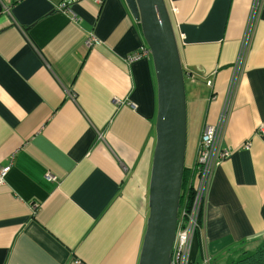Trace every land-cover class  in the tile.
<instances>
[{
    "label": "crops",
    "instance_id": "1",
    "mask_svg": "<svg viewBox=\"0 0 264 264\" xmlns=\"http://www.w3.org/2000/svg\"><path fill=\"white\" fill-rule=\"evenodd\" d=\"M255 1L165 0L186 71L191 172ZM252 30L222 144L230 156L215 169L199 231L216 264L264 239V0ZM90 36L99 44L87 47ZM144 46L125 0H0V166L12 165L0 186V264L129 263L156 147L153 59L129 61Z\"/></svg>",
    "mask_w": 264,
    "mask_h": 264
},
{
    "label": "water",
    "instance_id": "2",
    "mask_svg": "<svg viewBox=\"0 0 264 264\" xmlns=\"http://www.w3.org/2000/svg\"><path fill=\"white\" fill-rule=\"evenodd\" d=\"M153 59L158 84L149 216L139 264H172L183 194L188 108L183 68L165 0H125Z\"/></svg>",
    "mask_w": 264,
    "mask_h": 264
},
{
    "label": "built area",
    "instance_id": "3",
    "mask_svg": "<svg viewBox=\"0 0 264 264\" xmlns=\"http://www.w3.org/2000/svg\"><path fill=\"white\" fill-rule=\"evenodd\" d=\"M261 1L262 0H256L254 3L251 20L241 45L240 53L229 85L228 95L221 111L219 121L214 126H207L201 136L196 166L192 171V183L196 191L194 206L190 213L185 209L182 211V214L180 212L177 238L173 249L172 264H190L194 238L199 229V210L206 204L215 169L219 167L223 160L230 156V152L224 150L222 144L232 113L233 100L240 83L243 62L250 49L252 28L258 15ZM59 9L63 13L68 12L65 4L61 5ZM71 19L77 21L76 16L73 14ZM95 44H99V41L94 36H90L86 41L87 47L94 46ZM147 56H151V54L146 45L137 53L131 55L129 61L134 62ZM208 84L209 86L212 85L211 83ZM246 146L248 147L249 144ZM11 168L12 165L0 166V186L5 184L6 177L10 173ZM204 261L206 264H209L210 259L205 256Z\"/></svg>",
    "mask_w": 264,
    "mask_h": 264
},
{
    "label": "trees",
    "instance_id": "4",
    "mask_svg": "<svg viewBox=\"0 0 264 264\" xmlns=\"http://www.w3.org/2000/svg\"><path fill=\"white\" fill-rule=\"evenodd\" d=\"M186 75V71H185ZM195 196H196V191L195 187L193 186L192 183V172L188 168L185 169L184 173V179H183V194H182V199H181V214L182 211L185 209L187 212H191L194 206V201H195ZM205 206L203 205L198 214V225L199 229L197 234L195 235L194 242H193V247L191 251V262L190 264H206L204 259L205 257L202 254V249H201V244H200V236H199V231L200 227L202 226V221L205 216ZM146 226L143 224L142 220H138L136 226L133 227L132 232H130L128 236V243H127V261H129L128 264H135L133 262V254H134V249L136 248L137 253V263H139V258H140V252H141V244H142V234L141 230L145 229ZM203 256V257H202ZM126 257V256H125ZM239 258L237 260L233 259L231 261V264H264V245L259 246L256 250L254 251H243L240 249V255L238 256ZM209 264H212L213 261L210 257Z\"/></svg>",
    "mask_w": 264,
    "mask_h": 264
},
{
    "label": "rangeland",
    "instance_id": "5",
    "mask_svg": "<svg viewBox=\"0 0 264 264\" xmlns=\"http://www.w3.org/2000/svg\"><path fill=\"white\" fill-rule=\"evenodd\" d=\"M188 163V162H187ZM262 242H264V239H262L261 240V244L260 245H262V244H264V243H262ZM251 250H254V249H251ZM239 257L237 256V255H235V260H237ZM231 261H232V259H226V260H224V261H222L221 260V264H231ZM212 264H216V261H213V263ZM217 264H219V261H218V263Z\"/></svg>",
    "mask_w": 264,
    "mask_h": 264
},
{
    "label": "clouds",
    "instance_id": "6",
    "mask_svg": "<svg viewBox=\"0 0 264 264\" xmlns=\"http://www.w3.org/2000/svg\"><path fill=\"white\" fill-rule=\"evenodd\" d=\"M181 211V210H180ZM179 215H180V213H179Z\"/></svg>",
    "mask_w": 264,
    "mask_h": 264
}]
</instances>
